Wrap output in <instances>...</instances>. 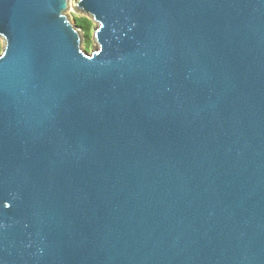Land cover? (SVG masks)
<instances>
[{"label": "water", "instance_id": "1", "mask_svg": "<svg viewBox=\"0 0 264 264\" xmlns=\"http://www.w3.org/2000/svg\"><path fill=\"white\" fill-rule=\"evenodd\" d=\"M0 0V264H264V0Z\"/></svg>", "mask_w": 264, "mask_h": 264}, {"label": "rangeland", "instance_id": "2", "mask_svg": "<svg viewBox=\"0 0 264 264\" xmlns=\"http://www.w3.org/2000/svg\"><path fill=\"white\" fill-rule=\"evenodd\" d=\"M75 2L76 0H69V8L67 10V16L68 18L70 19V21L75 25V18L76 17H80V16H86L85 14L83 13H80V12H77L75 10ZM88 17V16H86ZM89 18V17H88ZM90 19V18H89ZM91 20V31H90V36H89V39H88V43H89V47L88 49H85L83 44H84V37H83V34L81 31H79L80 33V37H81V46L83 47L84 50H86L87 52H90L93 48L97 47V42L96 40L94 39V36H93V30L95 28V26L97 25L95 21H93L92 19ZM2 47H3V39L0 38V52L2 50Z\"/></svg>", "mask_w": 264, "mask_h": 264}, {"label": "trees", "instance_id": "3", "mask_svg": "<svg viewBox=\"0 0 264 264\" xmlns=\"http://www.w3.org/2000/svg\"><path fill=\"white\" fill-rule=\"evenodd\" d=\"M91 24V20L86 16H80L75 18V26L80 29L84 37L83 46L85 49H88L89 47L88 39L91 31Z\"/></svg>", "mask_w": 264, "mask_h": 264}]
</instances>
